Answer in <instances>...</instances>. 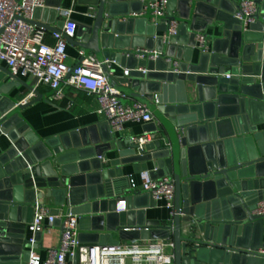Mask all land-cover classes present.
I'll return each instance as SVG.
<instances>
[{
    "label": "water",
    "instance_id": "1",
    "mask_svg": "<svg viewBox=\"0 0 264 264\" xmlns=\"http://www.w3.org/2000/svg\"><path fill=\"white\" fill-rule=\"evenodd\" d=\"M63 1L46 0L31 23L61 33L62 20L54 27L41 16L59 18ZM143 1L79 0L96 7L94 23L65 36L98 57L123 102L149 107L155 122L145 131L153 139L143 150L130 136L116 139L108 120L41 138L22 110L45 95L35 89V99L21 103L11 94L21 85L33 89L37 78L28 85L0 65V264H29L28 224L38 199L65 214L54 225L61 231L67 215L77 216L81 242L171 238L175 264H264L255 254L264 247V214L256 213L264 199V1L247 29L231 0H168L158 22L150 13L135 16ZM173 20L179 25L170 35ZM197 33L213 39L207 52L197 48ZM139 47L160 55L138 58ZM174 58L177 67L168 61ZM110 148L118 158L105 168L101 158ZM128 163L137 173L152 164L153 177L173 178L171 223L147 218L139 193L117 189L116 167Z\"/></svg>",
    "mask_w": 264,
    "mask_h": 264
},
{
    "label": "built area",
    "instance_id": "2",
    "mask_svg": "<svg viewBox=\"0 0 264 264\" xmlns=\"http://www.w3.org/2000/svg\"><path fill=\"white\" fill-rule=\"evenodd\" d=\"M239 10L236 17L242 20L243 27L247 29L250 24L258 21L259 0H238ZM264 1V0H263ZM143 10L138 15L150 13L153 21H160L167 14L168 0H146ZM46 0H0V65L8 68L13 77L37 78V82L26 97L19 102L27 103L37 96L35 89L40 87L55 90L53 96H63L62 87H74L94 95L99 103L100 111L111 125L112 132L123 131L125 123H151L155 117L149 107L138 101L123 102L125 95L110 84L106 73L103 72L102 63L97 56L79 51L80 63L70 65L67 63L68 40L74 38L78 31V22L73 18L75 8L68 6L59 9L64 22L62 32L52 31L54 42L46 40L50 33L40 27L33 20L37 8H45ZM94 9L89 14H94ZM94 16V15H93ZM264 21V15H263ZM179 22H170L168 32L176 33ZM196 46L202 52L209 50L208 38L203 33H197ZM135 53L138 58L149 57L156 60L159 57L157 50L137 48ZM177 67L179 60L168 59ZM145 72V69H143ZM178 72V69H175ZM126 74L128 70H125ZM230 77V74H227ZM1 131V129H0ZM153 139V133L144 131L141 135L131 137L143 150L145 144ZM144 192L150 194L156 204H162L170 209L174 215L175 183L171 176L165 175L155 178L150 170L140 173ZM132 188L136 187L134 180ZM124 208H119L122 211ZM257 214H264V199L257 203ZM34 218L28 224L31 235L29 264H175L173 240H129L125 243L85 244L79 240L78 217L74 214L67 215L64 230L61 231L60 244L57 248H50L48 257L41 261L36 248L38 237L43 234L47 226H54L58 219L65 214L53 213L51 207L40 199L34 204ZM169 223H171L169 221ZM255 254L264 258V247Z\"/></svg>",
    "mask_w": 264,
    "mask_h": 264
},
{
    "label": "crops",
    "instance_id": "3",
    "mask_svg": "<svg viewBox=\"0 0 264 264\" xmlns=\"http://www.w3.org/2000/svg\"><path fill=\"white\" fill-rule=\"evenodd\" d=\"M146 0H144V5ZM62 7L73 6L75 8V13L73 14V18L76 22H78V29L80 24H93L94 18L96 14V7L87 4L80 3L79 0H64L62 3ZM235 5L239 6L238 0H231L228 2V6ZM60 9V8H59ZM94 9V14H89V11ZM177 13V10H175ZM94 15V16H93ZM46 20V22L50 23L52 26L57 27L59 24V20L61 19L60 13L59 18L55 15H50L49 17L41 16ZM214 30L212 28L208 29V32L211 33ZM47 35L46 40L49 43L54 42V38L52 37V31ZM78 33V31H77ZM77 36V34H76ZM75 36V37H76ZM213 39L208 37L209 47L212 46ZM81 49L73 43H68L67 54L68 60L67 63L70 65H75L79 62L80 56L79 51ZM112 67L116 69L114 74L122 75L124 72V68L112 63ZM32 78H25L24 80L28 85L32 84ZM39 92H42L45 97L36 101L34 104L26 107L22 111V116L29 128H31L35 133H37L41 138L53 137L54 135H60L63 133H71V131H80L83 129H88L93 125H99L102 122H105V116L100 111L99 103L97 98L94 95H89L85 91L76 89L74 87L63 86V96L61 98H55L53 95L51 96V91L49 88L40 87ZM29 86L21 85L20 87L14 88L11 91L12 96H14L17 100H21L26 97L29 93ZM261 118V116H260ZM125 128L123 131L115 133L116 139L120 136H134L141 135L145 131V127L147 123H136V122H127L125 123ZM107 134L108 132L105 131ZM6 136H2L0 138V144L2 141H5ZM118 158V149H107L104 152L103 157L101 158L102 165L107 168V166H111V161H114ZM101 165V162L97 163ZM93 167V165H91ZM152 164L150 165V171L153 170ZM116 170H120L121 174L117 173L116 178L118 179L117 189L121 191L131 192V190L139 193L137 196V204L144 206L143 209L146 212V217L149 219L159 220L161 223H166L171 221L173 218V213L170 209L165 207L164 205L156 204L153 198L146 194L143 190L140 173L134 171L133 164L128 163L124 165H120V167H116ZM132 180L136 183V187L132 188ZM123 205V203H122ZM52 207V206H51ZM62 212V211H61ZM120 212V211H119ZM63 213V212H62ZM185 228V232H187L188 228ZM29 237L31 235L28 230ZM61 229L59 226H47L44 233L40 236L42 241V245L39 246L36 250L41 257V261L45 260L48 257L50 248H57L60 244L61 239ZM114 238H119L117 234L114 235ZM129 241V240H127ZM126 240H119V243H125ZM144 241V240H142ZM264 241V236H263ZM85 244H92L88 242H83ZM110 241L105 240L103 244H109Z\"/></svg>",
    "mask_w": 264,
    "mask_h": 264
}]
</instances>
